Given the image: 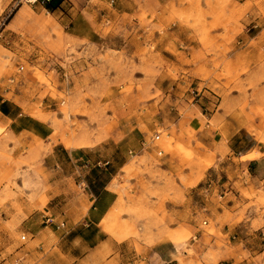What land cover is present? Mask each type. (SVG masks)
<instances>
[{
    "label": "crops",
    "instance_id": "crops-1",
    "mask_svg": "<svg viewBox=\"0 0 264 264\" xmlns=\"http://www.w3.org/2000/svg\"><path fill=\"white\" fill-rule=\"evenodd\" d=\"M59 1L53 12L68 4L71 16L54 21L70 37L124 56H136L150 45L165 62L178 68L174 73L165 67L158 69L165 74L155 81L167 92L166 100L174 104L170 121L182 132H196L197 141L214 151L218 161L204 166L195 186H180L178 202L169 195L163 203L165 223L158 221L141 231L140 239L117 238V229L107 231L101 225L119 193L127 190L122 177H116L131 158L145 150L154 153L143 129L138 125L129 130L119 128L118 140L111 137L100 145L67 149L60 141L50 140L54 128L46 119L47 111L39 115L25 111L29 102L23 87L7 85L6 78H0V126L6 132L11 156L24 162L25 156L40 158L37 190L30 193L25 186L20 191L12 187L20 211L10 204L0 210V264H184L187 250L178 251L179 241L173 238V232L181 228L194 234L189 243L197 250L193 260L198 264H251L258 256L264 262V237L259 231L264 235V226L251 227L261 211L251 194L264 195V141L258 139L264 135L263 123L237 109L230 110L228 105L236 102L240 93L226 94L223 102L231 86L228 81L241 68L248 71L240 76L244 81L264 73V0H208L214 8L235 10V19H211L208 32L202 31L204 19L178 20L173 16L171 9L189 6L187 0H81V5L74 0ZM192 1V6L205 7L207 0ZM74 9L82 10L72 13ZM211 55L216 66L207 62ZM203 71L215 76L206 77ZM253 81L254 87L264 88V79L253 77ZM185 114L189 116L184 118ZM200 115L206 119L204 125ZM25 151H29L27 155ZM244 156L249 157L241 160ZM159 160L164 177L173 179L179 172H187L178 154H163ZM21 167L25 173V164ZM207 181L214 189L209 195L204 189ZM17 184L22 186L25 180L18 179ZM221 186L229 191L224 192ZM242 186L251 197L236 194ZM43 198L44 204L40 202ZM30 199L38 200V206ZM199 212L217 222L223 238L204 237L205 232L196 225ZM8 231L25 233V246L3 256L8 247L3 233ZM222 247H229V253L223 254Z\"/></svg>",
    "mask_w": 264,
    "mask_h": 264
},
{
    "label": "rangeland",
    "instance_id": "rangeland-1",
    "mask_svg": "<svg viewBox=\"0 0 264 264\" xmlns=\"http://www.w3.org/2000/svg\"><path fill=\"white\" fill-rule=\"evenodd\" d=\"M187 1L189 6L171 9L173 16L178 20L204 19L203 32L209 31L211 19L220 16L235 19L234 9L226 10V6L214 8L209 6L208 0L205 1V7L192 6L193 1ZM73 2L82 4L81 0ZM69 7L65 4L64 8L53 12L45 6L29 4L25 0H0V78H6L7 85L23 87L25 98L29 102L25 103V111L35 115L41 114L43 110L47 111L46 119L54 128L50 140L60 141L67 149L100 145L111 137L118 140L119 128L129 130L138 125L143 129L147 144L154 148V153L145 150L131 158L122 173L116 177H122L127 190L119 193L115 205L104 218V226L101 225L107 231L117 229V238L140 239L141 231H147L158 221L165 223L163 203L169 195L173 202H178L180 186H195L204 166L216 165L218 158L214 151L197 141L196 132H182L170 121L174 104L166 100L167 92L157 87L159 77L165 74L158 69L165 67L174 73L173 70L177 71L178 68L165 62L150 45L138 51L136 56H124L112 50H97V45L93 43L70 37L54 21L70 19ZM77 10L82 9H74L72 13ZM147 33L152 34L150 31ZM181 58L178 57V60ZM207 62H214L213 66H216L215 56L208 57ZM21 65L23 70H18ZM247 73L241 68L228 81L231 86L223 95V102L226 94L233 91L240 93L238 100L228 105L230 110L237 109L248 118L258 120L263 123L261 125L264 128V88L253 86V77L262 80L264 73L257 78L253 74L246 81L242 80L240 76ZM202 74L206 77L215 76L214 72L209 71H203ZM222 74L227 75L226 72ZM192 101L190 98L189 102ZM223 102L218 110L223 107ZM187 116L189 114H185L184 118ZM201 119L204 125L206 119L202 116ZM211 125L215 127L214 121H211ZM149 126H154L155 130L147 131ZM184 136L186 140L183 139ZM258 139L264 141V135ZM35 144L37 141L29 145V151ZM29 151H25V155ZM159 151L162 154H158ZM163 154H178L187 174L179 172L173 179L164 177L159 172V158ZM248 157H241V160ZM38 158L25 156V162L20 157L13 159L11 150L7 147L6 132L0 126V210L6 209V205L10 204L16 211H20L17 201L12 198V187L20 191L25 186L26 190L30 189V193L37 190L40 174ZM23 164L25 173L21 167ZM18 179L25 180V184L19 186ZM212 187L211 181H207L204 189L208 195L214 192ZM221 188L224 192L229 191L224 186ZM75 190L81 192L78 187ZM236 194L251 197L244 186L238 187ZM141 195L147 198L146 202L141 200ZM251 195L256 208L261 209L251 227L264 226V195L256 192ZM30 200L35 207L38 206V200ZM40 202L44 204L46 199L43 198ZM203 212L198 213L197 228L205 232L206 239H209L208 235L223 238L218 231L217 222ZM259 231L261 237H264L262 230ZM3 234L8 237V243L4 244L8 247L3 256L25 246V233L8 231ZM173 238L179 241L176 243L178 251L187 250L188 260L184 264H198V261L193 260V257L197 258V250L189 243L194 241V234L181 228L173 232ZM183 243H187L186 247L179 248ZM220 250L223 254H228L230 248L222 247ZM22 254L23 250L17 253V257H22ZM251 264H264L263 258L258 256Z\"/></svg>",
    "mask_w": 264,
    "mask_h": 264
},
{
    "label": "built area",
    "instance_id": "built-area-1",
    "mask_svg": "<svg viewBox=\"0 0 264 264\" xmlns=\"http://www.w3.org/2000/svg\"><path fill=\"white\" fill-rule=\"evenodd\" d=\"M50 0H25V2L29 3V4H39L41 6H45L47 2H49ZM18 70H23V66H19ZM157 136V135H156ZM158 154H161V151L158 152ZM49 219V218H48ZM51 220V219H49ZM206 222H204L205 224ZM195 238V237H194Z\"/></svg>",
    "mask_w": 264,
    "mask_h": 264
},
{
    "label": "trees",
    "instance_id": "trees-1",
    "mask_svg": "<svg viewBox=\"0 0 264 264\" xmlns=\"http://www.w3.org/2000/svg\"><path fill=\"white\" fill-rule=\"evenodd\" d=\"M60 1L59 0H50L46 3L45 7L51 11H54L59 7Z\"/></svg>",
    "mask_w": 264,
    "mask_h": 264
}]
</instances>
